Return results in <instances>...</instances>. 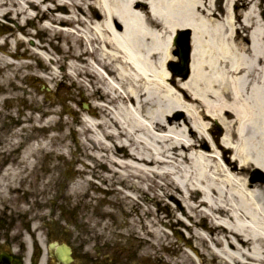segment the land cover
Returning a JSON list of instances; mask_svg holds the SVG:
<instances>
[{"label": "bare ground", "instance_id": "obj_1", "mask_svg": "<svg viewBox=\"0 0 264 264\" xmlns=\"http://www.w3.org/2000/svg\"><path fill=\"white\" fill-rule=\"evenodd\" d=\"M216 1L20 0L11 6L0 0V17L13 14L20 31L38 26L35 33L21 32L30 39L16 40L31 63L4 59L1 86L11 96L25 80H43L53 95L68 82L91 103L64 119L54 104L45 108L37 95L26 97L41 118L23 122L30 142H23L22 172L35 166L28 158L40 154L50 163L38 176L39 193L53 187L60 161L70 162L80 181L69 198H85L91 209L115 200L89 194L94 187L120 207L141 208L149 249H171L176 234L167 230L176 224L186 230L192 251L177 247L180 264H264V0H223L222 7ZM75 23L81 26L75 32L57 28ZM179 30L192 32L186 79L169 71ZM42 38L58 44L48 47ZM54 54L60 58L48 57ZM66 99L79 105L74 95ZM213 127L222 134L218 140L210 136ZM76 129L80 140L73 142ZM255 174L261 180H253ZM116 214L105 208L100 218L117 222ZM82 217L98 236L86 245L112 243L104 235L109 224L96 220L94 210ZM128 217L136 228L139 216Z\"/></svg>", "mask_w": 264, "mask_h": 264}, {"label": "rangeland", "instance_id": "obj_2", "mask_svg": "<svg viewBox=\"0 0 264 264\" xmlns=\"http://www.w3.org/2000/svg\"><path fill=\"white\" fill-rule=\"evenodd\" d=\"M10 1H12V2H10ZM10 1H7V3H8V5H11V6H13V4L14 3H19L20 2V0H10ZM216 1V0H215ZM217 2V6L218 7H222V4H223V0H217L216 1ZM13 10L15 9L14 7L12 8ZM16 10V9H15ZM223 11H224V9H223ZM241 12H243L244 10H240ZM14 18L16 19V17L13 15L12 17H11V19H9V20H11V23H9L8 21H2L3 22V25L5 26V27H9L10 28V30L12 31L13 30V33H14V35H15V37H20L21 36V34H20V32L18 31V27H16L18 24L16 23V21H14ZM27 26L25 27V29L28 31H30V32H35V30H36V28H37V23H34V25L33 26H30L29 24H26ZM26 32V31H25ZM24 37H25V35H24ZM29 39V38H28ZM43 40V43L44 42H49V40L47 39V38H43L42 39ZM35 42H40L39 40L37 41V39L36 40H34L33 41V43H35ZM51 43H53V45H55L56 43L55 42H51ZM51 43H48V47L50 46L51 47ZM58 43V42H57ZM13 45H14V42H13ZM47 45V44H46ZM29 46H30V44H29ZM28 46V47H29ZM18 52H20L21 53V50L19 49V51ZM1 57V56H0ZM29 58V57H28ZM54 58L56 59V58H60V55L59 54H56L55 56H54ZM175 61H174V63H177V59L175 58L174 59ZM24 61L25 62H27L25 59H24ZM18 62H23L22 60H21V58H18ZM63 69L62 68H59L58 67V69H57V71H62ZM26 81H28V80H26ZM27 83V82H26ZM29 83V82H28ZM28 83H27V85H28ZM46 84V83H45ZM45 84L44 83H36V86H32V85H28L30 88H34V89H30V88H28L27 86H26V84H25V86L27 87L26 89H27V92H28V94H32L33 93V95H36L37 93H38V95H39V97H38V99H40L41 101H42V103L43 104H46V105H44L45 106V108H46V106L49 104H51V102H54V105L56 106V109H58V110H60V109H62L63 107H68L69 108V110L70 109H73V110H82V111H84L85 109L83 108V104H87V105H91V103H90V101L89 100H86V98L84 97L85 95L82 93V92H79L81 95L79 96L78 95V93H77V90H69V85H70V83H66L65 84V87H61L60 88V91H59V93H58V95H60L62 98H63V96L65 97L66 96V94L67 93H69V94H67V97H69V96H75L76 98H77V100L79 101V105H75V104H69V105H67L66 106V101H62V102H60V101H56V100H53L52 99V97H50V95L49 94H47L46 93V88H49V85L48 84H46V86H45ZM19 85V87H20V84H18ZM21 90V89H20ZM67 90H68V92H67ZM21 92V91H20ZM67 92V93H66ZM13 95H15V93H13ZM12 95V96H13ZM20 95V94H19ZM28 98L29 97H31V95H29V96H27ZM48 99H50L51 101H48ZM21 102H23L22 101V99H19ZM1 101H2V99H1V97H0V107H1ZM23 103H25V105L27 106V104H30L29 102H27V101H24ZM23 103H21V105H23ZM32 105V104H31ZM32 106H34V105H32ZM36 107H37V105H35L34 106V111H36V110H38V109H36ZM20 108V107H19ZM14 113H15V111H14ZM24 113V115L26 116V115H32V116H34L33 115V113L32 112H29V111H24L23 110V112H22V114ZM70 114L71 113H66V111H64V113H63V117H64V119H66L67 117H70ZM35 118H37V119H39L40 118V114H35ZM22 126V124L20 123L19 124V126H18V128L16 129L17 131H19L20 130V127ZM77 130V129H76ZM78 131V130H77ZM76 131V132H77ZM59 132H62L61 130H59ZM76 132H75V135H73V137H70V139L74 142V141H78V140H80L79 138H78V135L76 134ZM53 134H48V135H43L42 137H40L39 139H36V140H34L33 139V144L36 142V141H45L48 137H51ZM221 133H219V131H218V129L217 128H215V127H213L212 128V130L210 131V136L211 137H217V140L218 139H220L221 138ZM20 143V142H19ZM75 144V143H74ZM18 152H20V149H18L17 150ZM40 157L38 158L41 162H43V164H42V167H45V169L47 168L48 169V167H49V165H50V163H49V161H48V159L47 158H45L46 156H44V155H42V154H40L39 155ZM38 159H35L36 160V162L38 161ZM31 162V161H30ZM60 164H61V161H60ZM40 168H41V166H40ZM71 169L72 170V173H69V171H68V169ZM40 169H38L36 172H38ZM74 170H78V168H76L75 167V165L73 164H71L70 162L69 163H65V162H62V166H61V168L57 171V174L55 175V178L57 179V181L55 182L56 184H55V190L57 189V191H58V193H57V197H55L54 198V200L56 201L55 203H56V206H58L59 204L60 205H66L67 207H68V209H67V207L66 206H64L63 208H62V210H64L63 212H64V214H66V215H64L65 216V221H67V222H70L75 228L77 227V224L79 225V227H81V229H79L78 230V233H73V234H68V244L69 245H73V242L71 243L70 241H71V239H73L74 238V236H80V237H83V239L84 238H87V236H96V234H94V233H87V231H86V228L85 227H83V224H81V220H80V212H87V211H89V210H91V208H88L87 207V201H86V199L84 198V200H80V201H78V202H76V199H74V200H72V199H70L69 198V194H70V190H69V188L72 186V184L73 183H75V182H77V181H80L79 180V176L77 175V174H75V171ZM20 171H21V167L19 168V170H18V172H19V176H18V179H20V178H22V176H21V174H20ZM69 173V174H68ZM251 178H253V179H255V180H260V176L257 174H255V175H253ZM6 185H8V182H6L5 184H3L1 187H0V200L3 202V201H7V199H11V200H18L19 199V194L18 193H16L17 195H12V194H9V195H7V193H9L8 192V190H7V186ZM149 185V184H148ZM92 190H95L94 189V187H92V188H90V189H88V192H89V194H97V195H99V196H101L100 195V193H98V191H92ZM4 191V192H3ZM158 193V192H157ZM158 194H161V193H158ZM154 196V192H149V198H152ZM102 198H108V199H110V200H112V199H115V200H113V201H111V202H109L108 204H111V206H113L114 208H116V210L117 211H115L114 213H117L116 214V216L117 215H119L118 217H119V219H118V221L116 222V221H112L111 219H102V218H100V211L102 210H104L105 208H107V205H106V203H101V202H98L97 203V206H98V208L95 210L96 212H95V214H94V218H96V220H102V221H106L108 224H109V228H108V232H107V234H104L107 238H109L110 236H114V235H120V234H123V233H125V234H127L128 236L130 235L131 236V238H132V236H137V237H142V242H143V244H144V239L146 238V236H145V228L143 227V223H142V221L144 220L143 218H141L140 216H141V211H142V209L141 208H138V210H137V213H135V211H134V209H133V205L131 206V205H129V206H123V207H120V204H115L116 203V201H117V199L115 198V197H110V195H105V196H101ZM136 197L138 198V201L139 200H141V195H139V194H137L136 195ZM52 199H53V197H52V195L51 194H47V197H45V198H43V199H40L39 200V202H38V204H39V206H41V205H45V204H48V208L49 207H51V201H52ZM20 201L19 202H17V204L18 205H22V209H24V210H26L27 209V204L28 203H26L27 201H23L21 198L19 199ZM21 200H22V202H21ZM149 200V199H148ZM13 202V201H12ZM140 202V201H139ZM147 202V204H148V208L154 213L156 210H157V208L155 207V205L153 204V203H151V202H149V201H146ZM167 202V201H166ZM14 203V202H13ZM178 203V202H177ZM78 204V205H77ZM171 205H173V203H170ZM169 204V205H170ZM170 205V206H171ZM180 205V204H179ZM109 207V206H108ZM113 207L112 208H110L112 211H114L113 210ZM52 208V207H51ZM40 213H46L47 214V212L45 211V210H40ZM130 214H132V215H136L137 214V216H139L141 219H139V217L137 218L138 219V226L136 227V228H133L132 227V225L129 223L130 222V220H131V218L130 217H128V216H130ZM161 214H162V216L165 218L166 216H167V211H166V209H164V207H163V210H162V212H161ZM69 217H70V219H69ZM74 218V219H73ZM100 218V219H99ZM106 222H105V224H106ZM60 223V225L62 224V221H60L59 222ZM187 223V222H186ZM165 224H167V223H165ZM91 225V224H90ZM209 225V222L207 221V220H205L203 223H202V228L203 229H206V226H208ZM60 228L62 227V225L61 226H59ZM171 228V230L169 231V233L171 234V232L173 233V231H176L177 233H178V235H179V238H181V239H187L188 238V234L186 233V232H183L182 231V228H180L178 225H176V224H173V226L172 227H170ZM63 230V228H61L60 230H59V233H62L61 231ZM76 230V229H75ZM53 232V231H52ZM84 232L87 234V236L84 234ZM204 233H205V235H208V234H206V231H204ZM209 236V235H208ZM58 237V236H57ZM183 237V238H182ZM65 241H66V238H65ZM87 241H89V240H87ZM91 241H93V240H91ZM99 241V240H98ZM174 244L172 245L173 246V248H172V252L171 253H169V252H167V251H165V252H161L162 251V249L161 250H157V249H150V252H156L157 253V255L158 256H160V255H162V256H164L165 258H168V259H170L171 261H172V264H175L176 262H181V260H180V257H181V255H179V250L177 249V247L179 246V241L177 240V239H175L174 238ZM70 242V243H69ZM85 242V241H84ZM83 241L82 242H79V244L81 243H83V244H85ZM67 243V242H66ZM100 243V242H99ZM99 243L98 244H90V245H86L85 247H87V248H91V247H93L94 245H99ZM145 245V244H144ZM74 246H79V245H74ZM146 246V245H145ZM182 246V245H181ZM147 247V246H146ZM148 248V247H147ZM149 249V248H148ZM159 249V248H158ZM166 249V248H165ZM168 249V248H167ZM170 250V249H169ZM182 250L183 251H188V252H190V250L186 247V245H184L183 246V248H182Z\"/></svg>", "mask_w": 264, "mask_h": 264}, {"label": "flooded vegetation", "instance_id": "obj_3", "mask_svg": "<svg viewBox=\"0 0 264 264\" xmlns=\"http://www.w3.org/2000/svg\"><path fill=\"white\" fill-rule=\"evenodd\" d=\"M2 140L0 139V174H2L3 168L9 159L6 157V151H4ZM3 231V232H2ZM6 230L0 228V264H23V259L18 255H11L8 251L10 246L16 244L15 238H7L5 236ZM8 256H12L10 262H8Z\"/></svg>", "mask_w": 264, "mask_h": 264}, {"label": "water", "instance_id": "obj_4", "mask_svg": "<svg viewBox=\"0 0 264 264\" xmlns=\"http://www.w3.org/2000/svg\"><path fill=\"white\" fill-rule=\"evenodd\" d=\"M188 36L189 33L187 32L183 34V36L177 41V45L180 48V52H181L179 57L181 60V66L176 71H179L182 75L186 74L187 65L189 63V49L187 47Z\"/></svg>", "mask_w": 264, "mask_h": 264}]
</instances>
